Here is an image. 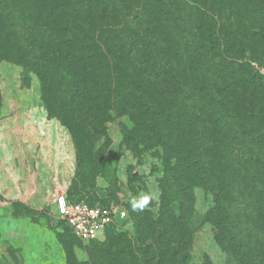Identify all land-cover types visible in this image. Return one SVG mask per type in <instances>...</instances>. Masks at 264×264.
<instances>
[{
  "label": "trees",
  "instance_id": "16d2710c",
  "mask_svg": "<svg viewBox=\"0 0 264 264\" xmlns=\"http://www.w3.org/2000/svg\"><path fill=\"white\" fill-rule=\"evenodd\" d=\"M1 61L38 75L81 146L117 113L159 152L157 207L92 264H214L191 259L197 188L225 264H264V0H0Z\"/></svg>",
  "mask_w": 264,
  "mask_h": 264
},
{
  "label": "rangeland",
  "instance_id": "374dc122",
  "mask_svg": "<svg viewBox=\"0 0 264 264\" xmlns=\"http://www.w3.org/2000/svg\"><path fill=\"white\" fill-rule=\"evenodd\" d=\"M112 116L104 133L81 146L69 125L48 109L38 75L20 64L0 62V264H92L91 253L108 236L77 240L54 212L61 195L122 205L129 222L118 232L134 233L129 193L150 187L161 194V160L154 147L136 148L126 140L127 117ZM194 198L191 259L200 263L209 257L225 264L227 254L216 241V230L205 221L213 195L197 188ZM158 202L147 209L154 210Z\"/></svg>",
  "mask_w": 264,
  "mask_h": 264
},
{
  "label": "built area",
  "instance_id": "2783aa9c",
  "mask_svg": "<svg viewBox=\"0 0 264 264\" xmlns=\"http://www.w3.org/2000/svg\"><path fill=\"white\" fill-rule=\"evenodd\" d=\"M54 212L59 222L82 242L101 240L110 226L124 227L129 214L122 205H91L86 200L73 201L66 195L54 201Z\"/></svg>",
  "mask_w": 264,
  "mask_h": 264
},
{
  "label": "clouds",
  "instance_id": "9594fccd",
  "mask_svg": "<svg viewBox=\"0 0 264 264\" xmlns=\"http://www.w3.org/2000/svg\"><path fill=\"white\" fill-rule=\"evenodd\" d=\"M160 193L150 187L146 191H138L136 194L129 193L128 203L133 212H143L152 201L159 200Z\"/></svg>",
  "mask_w": 264,
  "mask_h": 264
}]
</instances>
